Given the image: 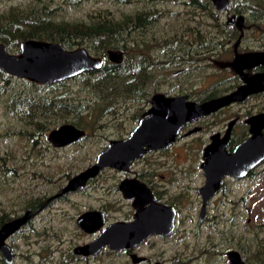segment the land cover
I'll use <instances>...</instances> for the list:
<instances>
[{"label": "rangeland", "instance_id": "374dc122", "mask_svg": "<svg viewBox=\"0 0 264 264\" xmlns=\"http://www.w3.org/2000/svg\"><path fill=\"white\" fill-rule=\"evenodd\" d=\"M30 3V0H1L0 12L9 9L12 5L25 8ZM149 7L152 8V6ZM103 8L117 13L121 11L130 13L137 11L140 7L138 3L117 5L106 0L98 3H85L79 8L61 6L57 18L86 20L89 14L96 13ZM157 8L160 11L167 10V13H158L156 22L145 31L147 35L136 31L141 34L145 44L135 49L137 54L149 52L147 56H151L156 63L153 71L154 85H151V87L154 86L155 92L175 93L180 87L187 89L191 83L198 88L205 89L232 74L229 69L220 66V63L233 57L231 51L233 43H230L229 47L222 48L219 44L215 45L213 58L216 61L212 62V58L197 62L199 67H192L189 74L187 72L174 76L172 74L174 71L188 67L187 61L191 60V54L188 52L194 44L191 46L183 44V41L190 38L186 36V31L189 29L190 32V28H197L202 34V30L210 34L215 31L211 37L206 39L210 45L215 44L211 38H214V34L218 31L216 32L211 22H215L216 19L210 15H204L201 11H196L184 0L177 2L162 0ZM168 11L175 14L168 13ZM207 23L209 26L206 25ZM151 34L159 37L160 42L170 40V44L164 48L160 47L161 45H155L149 41ZM174 37L180 39L177 38L175 42L171 40ZM78 46L83 45H75L74 48ZM18 51L19 47L16 51L9 52L18 53ZM165 53H171V56ZM192 56H194L193 53ZM76 77L61 81L62 84H52L41 88H36L32 82L25 84L24 79L12 82V85L22 91V95L32 102L30 106L27 103L28 107H32V113L38 114L36 112L39 111L40 116L46 115L44 119L41 118V121H48L49 130L36 126L33 122H27L30 117L28 112H31L27 107L22 110V113L13 114L8 110L6 105L11 96L16 95L14 90L0 94V204L10 216H19L24 213L25 205L38 196L49 198L60 192L62 186L67 183L68 176L90 166L109 139L124 136L135 125L133 115L138 109V102H119L116 103L115 110L113 108L112 111L100 116H97L94 111L91 117H84L88 129L85 137L61 149L53 148L47 141L48 133L63 124L62 121L72 118V114L65 113V109L56 106V102L65 100L73 103L81 100L86 104L90 99L95 100V95L85 85L86 79ZM186 82L187 85H185ZM151 87L148 90H152ZM140 103L138 105L141 106ZM249 103L257 104L259 108V105H264V97L253 98ZM85 114L86 111H83V115ZM60 116L64 117L60 118ZM174 153L183 155L184 151L180 147H174L171 151L153 158L156 161L166 158L165 163L162 162L156 166L159 173L168 176L172 168L184 166L183 163L173 165L172 155ZM178 160L184 161L179 158ZM114 175L120 177L116 172L104 169L98 176L97 182L91 188H87L86 192H73L67 199L54 202L34 217L30 226H25L23 230L8 240L15 252L14 264H82L75 260L72 250L76 245L90 241L93 237L78 229L75 222L78 213L89 207H105L109 220H111L122 216L129 207L125 200L117 201L118 205L114 202L119 196L112 189L116 181ZM175 180L179 185L188 183L192 187L198 183L196 177L190 181L186 175L177 176ZM229 186L228 198L235 200V207L226 205L225 210H222L227 216L225 220L228 218L232 221L220 222L218 226L211 224L197 226V213H191L186 208L185 211L183 210V215L191 213L193 218L191 221L187 220L178 224L175 235L185 236V240L178 244L171 240H150L143 246L142 252L148 256H159L167 263L173 262L174 264L180 260L185 264H228L226 257L222 255L227 244L228 247L235 248L238 238L240 241L253 243L256 233L264 238V163L257 168L256 179L229 183ZM188 193L195 199L194 191H188ZM238 196L242 198L239 202L237 201ZM214 206H212L211 213L216 211ZM220 242L224 245L222 251L218 249V254L208 250L211 243ZM247 256L249 264H254L252 250L247 253ZM90 264H130V261L126 254L118 255L106 250L97 255Z\"/></svg>", "mask_w": 264, "mask_h": 264}, {"label": "flooded vegetation", "instance_id": "af4514ba", "mask_svg": "<svg viewBox=\"0 0 264 264\" xmlns=\"http://www.w3.org/2000/svg\"><path fill=\"white\" fill-rule=\"evenodd\" d=\"M232 16L235 17V19L233 22L230 23L229 19ZM207 17L209 18V16ZM222 17L224 20L222 19ZM239 17L242 18L241 21H238ZM212 18L216 19L215 22L214 21L211 22L213 28H216V32L218 31L217 34H214L215 37L211 38V40L215 44L210 45L209 42H207L206 40L209 37H211L215 31L212 34H210L207 33L205 30H202L203 34L200 33V37L199 36L194 37L192 30L198 31V29L192 28L190 32L188 30L186 36L187 37L189 36L190 38H188L186 41L189 46L194 44L191 46L189 50L190 52H188L191 54L190 55L191 60L187 61L188 67L180 68L174 71L172 74L174 76H178L187 72L189 74L190 73L189 70H192V67H196V68L199 67L198 64H196L197 62H202L213 58V53H214L213 50L216 44H219L220 47L222 48L227 46L229 47V44L233 43L231 48L233 57L230 60L220 63L221 67H225L229 69L232 72V74L226 79L217 82L213 86H210L209 88L208 87L205 89L198 88L197 86H195V84L191 83L187 89H182L180 87L179 91L175 93L155 92L154 86L151 87V85H154L153 82L155 78H153L152 84L150 83L147 89H143L142 92H139L135 96H133L135 97L134 100L133 99L130 100V101H136L138 102V104L141 102L140 103L141 106L137 104L138 109L133 115L136 121L134 127L137 125L138 121L145 116L146 111L151 106L152 96L157 93L164 94L165 96L168 97L186 96L187 101L201 104L206 101L228 95L232 92L237 91L241 87L248 86L249 83L247 82L246 79L264 73V64H256V65H251L249 67H244L241 72H238L236 69L226 65V63L233 61L237 55H241L244 53L264 52V0H230L229 9L226 12L217 11V13H215ZM206 25L209 26L208 23ZM192 53L194 56H192ZM165 54L171 56V53H165ZM211 61L212 62L216 61V59L213 58ZM225 83H229V84L226 85ZM185 85H187V82ZM150 87L152 90H148ZM256 97H264V90L246 94L240 100L232 101L228 105H225L215 111H212L211 113L205 116H201L196 120H193L183 125L180 128L177 135L175 136L174 140L170 143L168 147L149 149L141 157L133 160L129 164V166L124 170H119L112 167H105L104 169H110V171L116 172L117 174L120 175V177H116L114 175L116 181L112 189L113 192L119 194L118 198H116L114 202L117 203V201L125 200L129 206L128 209L126 210V212L123 213L122 216L118 218L114 217L111 220H109L108 211L105 207H99V208L89 207L78 213L75 222L82 213L88 211H101L104 213V218L106 223H104L103 227H106L109 224L116 222L134 221L135 213L137 212V208L134 206L135 197L132 198L125 197L124 192L120 188V185L123 181L135 180L138 183L143 184L145 187L143 188L141 186L142 189L140 188L141 197L138 199V205L142 209H146L147 207L152 206L153 203L163 204L165 206L172 207L175 211L174 229L170 234L167 235L160 233L150 234L141 242V244L131 249H125L119 251V250L110 249L109 247L105 246L100 252L102 253L107 250L110 253H114L118 255L126 254L129 258L130 264H134L130 257L131 254L133 253L136 254L138 258H140V261H138L135 264H149V263L154 264L157 262L162 264H174L173 262L167 263L164 259L160 258L159 256L156 257V256L146 255L145 253L142 252L143 246L150 240H165V241L171 240L173 243H177V244L180 243L181 241H184L185 236L182 237L175 236L178 230V224L183 223L184 221L187 220L191 221L193 218V215L191 214L192 212L197 213L196 215L197 226H200L202 224H208V225L211 224L218 226L220 222L232 221V219L230 220L228 218L225 220V217L227 216L225 212H223V210H225L226 208V205H232L235 207V200L234 199L230 200L228 198L230 192L229 183H236L244 180L250 181L252 179H256L257 168L260 166V164L262 165L264 163L263 160V162L259 163L258 166L256 165L253 168L249 169L245 174L246 176L243 175L241 177H237L231 175H224V177L219 182L218 189L212 193V195L208 198V200L204 204L203 195L202 193H200V189L205 185L207 180V177L205 175V170L203 167V164L205 163V157H204L205 149L208 145L212 143L214 139L219 142L225 139L226 142L224 149L226 153L231 154L240 144H242L252 136V133L250 132L252 125L250 124V121L251 119H253L254 116L264 112V105H259V108H257V104L249 103L250 100ZM134 127L124 136L109 139L108 143L111 140H121L128 137L130 132L134 129ZM261 131L264 134V127ZM86 135L87 132L85 130V135L83 137H85ZM73 143H70L69 145ZM49 144L53 148H57V149H61L63 147L68 146L66 145L63 147H54L50 142ZM174 147H180L181 149H183L184 153L183 155H180L179 153H174L172 155L173 165L176 166V164L183 163L184 166L175 167L174 169L172 168L171 173L168 176H165L157 171L156 166L162 162L165 163L166 158L163 159L162 161H156L155 159L153 160V158H155L156 156H160L165 152L171 151ZM178 158L184 159V161H179ZM104 169H102L95 177L88 179L83 186L79 187L74 191L64 192V187L67 184L66 183L65 185L62 186L60 192L54 194L49 198L48 197L46 198L45 196L43 197L38 196L34 198L25 205L24 213H22L19 216L18 215L10 216L2 208L0 204V219L1 220H3V218L7 219L4 223L13 220L15 218H18L27 212L30 213V216L28 218L29 221L28 220L26 221L27 224L24 223L22 225L23 226L22 228L20 227L12 235L8 236L5 242L10 246L8 240H10L13 236H15L17 232L23 230L25 226L27 225L30 226L31 220L34 217H36L39 213H41L43 210L51 206L54 202L67 199L68 196L73 192L75 193L86 192L87 188H91V186H93V184L97 182L98 176ZM81 171H79L78 173H80ZM76 174H73L72 176H68L67 182L71 177L75 176ZM185 175L190 179V181L194 177H196L198 183L195 184L193 187L188 183H186V185L185 184L179 185L175 180L176 177L185 176ZM135 181L128 182L126 188H128V186L132 187L134 185H137ZM188 191H194L195 199L192 197V195H190V193H188ZM248 192H250V190ZM239 199L242 198L238 196L237 197L238 202ZM212 206H214L216 209V211L213 213H211ZM186 208H188L191 213L184 216L183 210L185 211ZM3 224H1L0 227ZM78 229L82 231L79 227ZM99 232L100 230L94 233L84 232L90 235L91 237H93V239L79 245H83L91 242L96 238ZM211 244L212 245L210 246V248L209 249L207 248L208 250H212L214 253L217 254L219 253L218 249L222 251V246L224 245L223 242H220L218 244L215 243H211ZM235 246H236L235 248L228 247L227 244L226 249L223 251L222 255L226 257L227 263L230 264V261L228 260L227 257V253L232 250H237L240 253L244 262L246 264H249L250 261L247 255L246 254L244 255L243 251L244 250H247L248 252L250 250L253 251V247L255 246L254 243H248L247 241L246 242L240 241L238 238ZM74 248L72 250L73 251L72 255L75 258V260L82 262V264H90V262L95 257H97L98 254H100L99 252L97 255H82V254L79 255L74 252ZM12 251L14 253V258H15V252L13 249ZM0 255H1L0 258H2L3 261H5L1 251H0ZM177 264H185V262H182L180 260V262H178Z\"/></svg>", "mask_w": 264, "mask_h": 264}, {"label": "water", "instance_id": "95a60500", "mask_svg": "<svg viewBox=\"0 0 264 264\" xmlns=\"http://www.w3.org/2000/svg\"><path fill=\"white\" fill-rule=\"evenodd\" d=\"M229 1L211 0L218 12H226L229 9ZM234 19L235 17L232 16L229 22H233ZM241 19L239 17L238 21ZM107 59L119 64L122 62L123 52L119 49H110L107 51ZM103 62L102 56L92 55L84 46L68 49L60 42L27 39L20 42L18 53H10L5 44L0 42V70L38 85L53 84L99 70ZM256 64H264V52L237 55L233 61L226 63L238 72H241L244 67ZM246 80L249 83L248 86L201 104L187 101L186 96L168 97L161 93L153 95L150 108L129 136L121 140H111L96 155L92 165L68 180L64 192L74 191L83 186L88 179L95 177L105 167L126 169L133 160L141 157L149 149L168 147L183 125L232 101L240 100L246 94L264 90V73ZM250 124L252 136L240 144L233 153H226L225 139L220 142L214 139L206 147L203 167L207 180L200 189L204 204L218 189L224 175L241 177L264 160V134L261 131L264 127V112L254 116ZM84 135V129L77 128L71 123H64L50 130L47 139L54 147H63L81 139ZM130 181L135 180L123 181L120 188L125 197H135L134 206L137 208L135 220L116 222L103 227L105 223L103 212L82 213L76 221L78 227L87 233L99 230L100 232L91 242L76 246L74 248L76 254L97 255L105 246L119 251L131 249L141 244L150 234L167 235L173 231L174 209L158 203L142 209L138 205V199L141 197V186L145 187L135 181L137 185L126 188ZM29 216L30 213L27 212L0 227V251L7 264L14 263V253L5 240L26 223ZM130 257L134 264L140 261L134 253ZM227 257L230 264H246L236 250L229 251Z\"/></svg>", "mask_w": 264, "mask_h": 264}, {"label": "trees", "instance_id": "16d2710c", "mask_svg": "<svg viewBox=\"0 0 264 264\" xmlns=\"http://www.w3.org/2000/svg\"><path fill=\"white\" fill-rule=\"evenodd\" d=\"M30 1L28 7L12 5L9 9L0 12V42H4L8 51H16L23 40L37 39L60 42L65 48L69 49L74 48L75 45H83L92 55L104 58L102 69L83 73V75L80 74L76 77L86 79L85 85L95 95V100L90 99L86 104L81 100L73 103H68L65 100H60L59 103L56 102V106L65 109V113L72 114L71 119L62 121L63 124L71 123L76 127L86 129L88 133L85 119L91 117L94 111L97 116L108 113L117 106L116 103L134 100L135 97L133 96L142 92L143 89H147L150 83L152 84L156 63L151 56H147L149 52L137 54L135 49L139 48L141 44H145L141 34L147 35L145 31L156 22L158 15L167 13V10L160 11L157 8L158 3L162 0H109L117 5L138 3L140 8L130 13L124 11L117 13L103 8L96 13L89 14L86 20L58 19L57 13L61 6L79 8L85 3H98L106 0ZM174 1L177 2L178 0ZM184 2L196 11H201L204 15L213 17L217 13L211 0H184ZM149 6H152V8ZM168 13L173 12L168 11ZM190 30L192 29L190 28ZM192 33L194 37H200L199 30H192ZM149 37L150 42L161 45L160 47L164 48L170 44V40L160 42V38L154 34ZM177 38L174 37L171 40L177 42ZM183 44L188 46L187 41H183ZM110 49H119L123 52L124 56L121 63L117 64L107 59V51ZM179 63L175 64L178 65ZM17 80L19 78L0 70V94H4L8 90H14L13 92L16 93L15 96H11L6 105L13 114L22 113V110L27 108L29 111L32 110V107H28L32 102L22 95V91L12 85V82ZM24 83L31 84L26 80ZM50 85L52 84L37 85L33 83L36 88ZM83 111H86L85 115H83ZM28 113L30 117L27 122H33L34 125L49 130L48 121H41V118L46 117L45 114L40 116L39 111L36 112L38 114H34L32 111ZM63 117L60 116V118ZM84 117L86 118L84 119ZM6 220V218L0 219V225ZM253 243L255 245V249L252 251L254 264H264V238L256 233ZM243 253L247 255L248 251L244 250ZM0 264L7 263L0 258Z\"/></svg>", "mask_w": 264, "mask_h": 264}, {"label": "bare ground", "instance_id": "6f19581e", "mask_svg": "<svg viewBox=\"0 0 264 264\" xmlns=\"http://www.w3.org/2000/svg\"><path fill=\"white\" fill-rule=\"evenodd\" d=\"M4 43V42H3ZM69 49V48H68ZM124 56V55H123ZM102 69V68H101ZM94 73V72H93ZM83 75V74H82ZM68 80V79H67ZM188 99V98H187ZM82 139V138H81ZM69 145V144H68ZM138 159V158H137ZM263 162V161H262ZM261 165V164H260ZM258 166V165H257ZM252 170H254V169H252ZM250 173V172H249ZM246 176V175H245ZM70 192V191H69ZM216 193V192H215ZM29 221V220H28ZM29 223V222H28ZM106 223V222H105ZM27 224V223H26ZM23 226H21V228H22ZM97 232V231H96ZM237 251V250H236ZM101 253V252H100ZM80 255V254H79ZM99 255V254H98ZM16 258V257H15Z\"/></svg>", "mask_w": 264, "mask_h": 264}]
</instances>
